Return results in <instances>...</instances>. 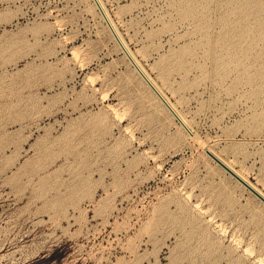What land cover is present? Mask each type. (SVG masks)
Here are the masks:
<instances>
[{
    "label": "rangeland",
    "instance_id": "1",
    "mask_svg": "<svg viewBox=\"0 0 264 264\" xmlns=\"http://www.w3.org/2000/svg\"><path fill=\"white\" fill-rule=\"evenodd\" d=\"M99 2L190 133L93 0H0V264H264V204L204 150L264 196V40L231 60L221 39L255 22Z\"/></svg>",
    "mask_w": 264,
    "mask_h": 264
},
{
    "label": "bare ground",
    "instance_id": "2",
    "mask_svg": "<svg viewBox=\"0 0 264 264\" xmlns=\"http://www.w3.org/2000/svg\"><path fill=\"white\" fill-rule=\"evenodd\" d=\"M93 1L95 4L94 6L100 12L101 18L104 20L105 24H107L106 26H108V30L112 34V37L114 36L113 38L116 39V40L115 39L114 40L118 44L117 46L122 50V52L126 56V58L129 59L128 61L131 63L133 68L136 70V72L138 73L140 78L143 80V82L146 84V86L151 90V92L158 99V101L164 106V108H166L169 111V113L177 120V122L182 126V128L185 131H187L188 133H190L189 132L190 129L188 128V126L186 125L184 120L181 118V116H179V114L174 110L173 106L167 101V99L163 96V94L159 91V89L153 84V82L150 80V78L147 76V74H145L143 69L139 66V64L137 63V61L135 60V58L133 57V55L131 54V52L127 48V46L124 44L123 40L118 35L115 27L111 23L107 13L105 12V10L102 7L99 0H93ZM201 1L208 2V0H201ZM235 1H237L236 2L237 7L235 6L236 9H233V10H235L238 17L244 19V21H253L255 23H254V25L252 24L253 25L252 28L247 29V32L244 30V31L236 32V33L223 32L221 34V39H222L223 45H224L223 49L227 53L226 57L229 59H231V58L236 59L237 55H242V58L243 57L247 58L252 54L255 59H259L261 56H260V53L257 51L258 50L257 47H258L259 43L264 40V12H263L264 0H220V3L230 4V3H233ZM195 2L197 3V0H186V6L189 10L191 9V12H192V8L195 6V4H194ZM248 32H250L251 34H249ZM247 33L250 35V38H246L248 35ZM222 62H224V61H222ZM221 65H223V64H221ZM263 75H264V65L259 67L253 73L252 77H250L248 79V81L250 82L249 84H254L255 82H257V80H261ZM148 83L155 89V91L159 94V96L163 99V101L165 103H163L161 101V99H159V97L153 92V90L150 88ZM262 88L264 90V81L262 83ZM204 150L206 151V153L211 152L209 148H204ZM215 158H217L221 163H223L227 168H229L232 171V169L226 163H224L221 159H219L216 155H215ZM236 175L238 176V174H236ZM238 177L242 179V177H240V176H238ZM242 180L244 182H246L244 179H242ZM249 186H251V185H249ZM255 191H257V190H255ZM257 193H259V192L257 191ZM261 196L264 198L263 195H261Z\"/></svg>",
    "mask_w": 264,
    "mask_h": 264
},
{
    "label": "water",
    "instance_id": "3",
    "mask_svg": "<svg viewBox=\"0 0 264 264\" xmlns=\"http://www.w3.org/2000/svg\"><path fill=\"white\" fill-rule=\"evenodd\" d=\"M149 84V83H148ZM150 88L153 90V92L161 99L163 103V99L159 96V94L155 91V89L149 84ZM207 155L221 168L223 169L228 175H230L233 179H235L239 184H241L243 187H245L254 197H256L260 202L264 204V198L257 193L251 186H249L246 182H244L241 178H239L233 171H231L229 168H227L223 163H221L215 156H213L211 153L207 152Z\"/></svg>",
    "mask_w": 264,
    "mask_h": 264
}]
</instances>
